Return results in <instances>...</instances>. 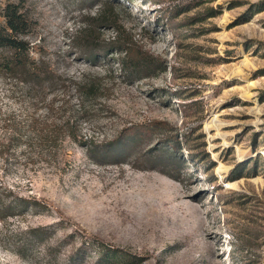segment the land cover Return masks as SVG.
Returning a JSON list of instances; mask_svg holds the SVG:
<instances>
[{
  "label": "rangeland",
  "instance_id": "rangeland-1",
  "mask_svg": "<svg viewBox=\"0 0 264 264\" xmlns=\"http://www.w3.org/2000/svg\"><path fill=\"white\" fill-rule=\"evenodd\" d=\"M8 4L35 79L0 67V198L35 203L0 264H264V0Z\"/></svg>",
  "mask_w": 264,
  "mask_h": 264
},
{
  "label": "trees",
  "instance_id": "trees-1",
  "mask_svg": "<svg viewBox=\"0 0 264 264\" xmlns=\"http://www.w3.org/2000/svg\"><path fill=\"white\" fill-rule=\"evenodd\" d=\"M4 25L0 29V48H6L9 50L7 55H0V67L18 74L23 80L34 81L35 73L31 66L27 63V55L29 51L28 44L22 40L21 36L27 33V19L23 12L14 5L8 4L4 8ZM90 29H82L81 33L86 36ZM118 37L117 42H120ZM123 45H128L124 48L125 53L131 59L132 53L135 57L140 56L139 48L132 42L123 41ZM140 64L136 62H128L126 68L131 71H136ZM145 66V65H144ZM32 83V82H31ZM29 89L33 87L28 85ZM94 84L91 82H86L81 87L82 93H92ZM31 203H35V200L22 196H11L6 199L1 200L0 198V220L5 221L7 218L31 207ZM100 258L101 250H99ZM104 253V251H103ZM110 255L109 257H112Z\"/></svg>",
  "mask_w": 264,
  "mask_h": 264
},
{
  "label": "bare ground",
  "instance_id": "bare-ground-1",
  "mask_svg": "<svg viewBox=\"0 0 264 264\" xmlns=\"http://www.w3.org/2000/svg\"><path fill=\"white\" fill-rule=\"evenodd\" d=\"M220 122L216 119V117H212L207 123L206 128L209 130L210 128H215L216 130L219 129Z\"/></svg>",
  "mask_w": 264,
  "mask_h": 264
}]
</instances>
